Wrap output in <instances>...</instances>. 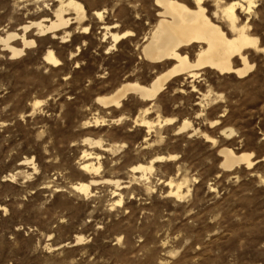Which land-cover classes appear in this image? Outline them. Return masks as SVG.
Segmentation results:
<instances>
[{"label":"rangeland","instance_id":"1","mask_svg":"<svg viewBox=\"0 0 264 264\" xmlns=\"http://www.w3.org/2000/svg\"><path fill=\"white\" fill-rule=\"evenodd\" d=\"M254 1L241 16L258 41L244 76L203 68L153 100L129 93L105 108L97 97L171 66L139 58L154 0H78L84 17L69 12L55 37L31 24L52 18V0H0V37L16 33L10 44L23 49L12 56L0 43V264H264V0ZM116 31L134 35L114 43ZM48 49L59 65L44 61ZM225 148L255 163L224 169ZM84 151L97 172L81 170ZM169 155L144 178L132 170ZM169 180L183 183L181 198Z\"/></svg>","mask_w":264,"mask_h":264},{"label":"bare ground","instance_id":"2","mask_svg":"<svg viewBox=\"0 0 264 264\" xmlns=\"http://www.w3.org/2000/svg\"><path fill=\"white\" fill-rule=\"evenodd\" d=\"M52 2L55 3L52 9V18L47 17L44 20L41 17L42 21L31 23L35 25L38 34L45 35L50 33L55 37L57 32L68 28L72 20L66 16L69 12L75 14V20H80L84 17L85 9L78 0H52ZM154 4L157 7V19L150 27L148 33L143 36L139 58L153 66L172 62L171 66L165 71L156 74L146 85L140 84L136 80L127 81L109 95L97 97L96 100L101 106L105 108L110 106L118 107L122 99L129 93L136 95L142 101L153 100L171 79L180 75L194 77L198 74L197 71L203 68L214 69L220 74L234 73L238 77L244 76L252 68V65L248 64L244 53L247 49L258 48V41L250 33L249 22L244 21L245 19L243 20L241 16L252 14V8L255 6L254 0H154ZM95 15L101 17V12L97 11ZM28 28V25L23 26L24 31ZM108 30L110 31V29ZM64 33L68 34L66 31ZM133 35L130 31L110 33L114 43L121 42L122 39ZM17 36L16 33L9 32L5 36L0 37V43L10 50L12 56L23 52V49H17L10 44V41ZM66 36H63L62 39ZM21 39L24 46L34 44L33 40H26L24 35L21 36ZM187 50H195L193 60L189 59ZM235 57L240 60V67H233L232 59ZM43 58L49 65L56 66L60 64L59 59L51 49L46 50ZM38 103L40 102H35V106ZM145 112H147V109H145ZM143 117L137 119L136 122L139 123V126L146 127L149 131L150 128H153L152 123ZM164 122L172 123L173 119L169 118ZM216 122L218 121L215 120L212 123L215 124ZM95 124H98V120H95ZM189 125L188 121H183L178 130L185 129ZM86 141L89 145L101 146L99 140L91 141L87 139ZM220 153L223 155L222 166L224 169H232L241 164L251 167L255 163L252 160V152L235 154L231 149L225 148L220 150ZM92 155H94L92 152H83L82 159L85 162L81 164V170L86 172H97L99 170L101 165L95 166V163L90 161L93 158ZM171 159H174V155L166 157L156 156L150 160L148 165L138 164L133 166L132 170L134 172L141 171L139 177L144 178L147 171H152L153 163ZM108 181L111 182L110 180ZM166 184L169 187L168 195L175 198L183 196L181 193L183 183H177L173 186V182L169 180ZM115 185L120 187L117 181ZM74 189L86 195L89 193L90 185L88 183H79ZM189 191L190 189L187 187L186 193ZM116 202L120 204L122 198L120 197Z\"/></svg>","mask_w":264,"mask_h":264}]
</instances>
